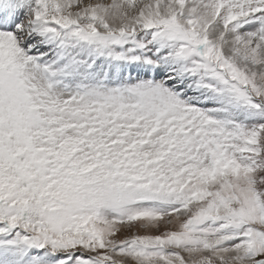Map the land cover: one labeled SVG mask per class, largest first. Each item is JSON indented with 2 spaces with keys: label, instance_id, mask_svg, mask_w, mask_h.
Here are the masks:
<instances>
[{
  "label": "snow or ice",
  "instance_id": "6c2138e0",
  "mask_svg": "<svg viewBox=\"0 0 264 264\" xmlns=\"http://www.w3.org/2000/svg\"><path fill=\"white\" fill-rule=\"evenodd\" d=\"M0 264H264V0H0Z\"/></svg>",
  "mask_w": 264,
  "mask_h": 264
}]
</instances>
